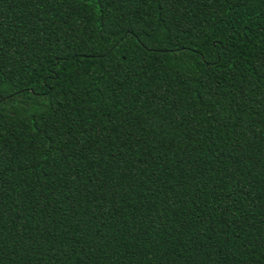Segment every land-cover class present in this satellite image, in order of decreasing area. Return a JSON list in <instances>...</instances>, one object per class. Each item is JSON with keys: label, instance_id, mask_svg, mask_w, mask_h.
Masks as SVG:
<instances>
[{"label": "trees", "instance_id": "obj_1", "mask_svg": "<svg viewBox=\"0 0 264 264\" xmlns=\"http://www.w3.org/2000/svg\"><path fill=\"white\" fill-rule=\"evenodd\" d=\"M0 264H264V0H0Z\"/></svg>", "mask_w": 264, "mask_h": 264}]
</instances>
